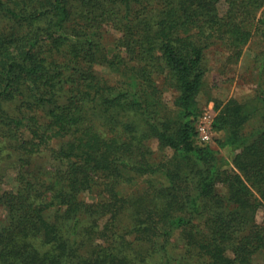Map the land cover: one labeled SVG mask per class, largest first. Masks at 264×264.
<instances>
[{
	"label": "trees",
	"instance_id": "16d2710c",
	"mask_svg": "<svg viewBox=\"0 0 264 264\" xmlns=\"http://www.w3.org/2000/svg\"><path fill=\"white\" fill-rule=\"evenodd\" d=\"M263 10L264 0H0V264H174V238L180 264H252L264 252V85L216 105L215 141L233 166L198 141L197 119L208 43L240 59L254 33L264 42ZM104 27L120 34L111 49ZM160 78L178 91L175 110ZM153 139L170 151L159 163ZM10 167L18 186L3 190Z\"/></svg>",
	"mask_w": 264,
	"mask_h": 264
},
{
	"label": "rangeland",
	"instance_id": "374dc122",
	"mask_svg": "<svg viewBox=\"0 0 264 264\" xmlns=\"http://www.w3.org/2000/svg\"><path fill=\"white\" fill-rule=\"evenodd\" d=\"M219 8L221 13L220 15L224 16L228 7L226 4H221ZM119 37L120 34L118 32L109 27H104L102 44L111 49L115 40ZM263 52L264 42L258 34L255 33L251 42L244 48L243 55L240 59L234 57L233 53L228 50L225 44L217 41H210L208 43V47L205 51L204 63L206 76L204 78L202 92L198 97V109L200 111L199 118L203 115L205 110L209 109L211 106L213 107L214 114L217 115L218 112L216 110V105L218 103H226L230 99L244 101L248 97H252L260 91V84L264 85V69L261 64V54ZM93 72L99 75H106L110 78V80H115V82L120 80L118 75L116 76L112 73L108 74L109 71L103 69L101 66H96L93 69ZM158 83V86L161 89V99L163 103L170 109L175 110L178 91L174 90L172 86L165 82L162 78L158 80ZM199 118L197 119V122ZM257 125L258 121L254 120L248 125L247 130L249 131L257 127ZM220 136L221 135H216L214 142L210 145L216 150H219L220 148L215 140H217ZM147 145H149L152 151L150 159L156 161L157 163L163 161L165 155L167 156L168 152H170L168 150V152L161 150L160 144L156 139L151 141L148 140ZM220 156L226 160L228 167L233 166V155H231L228 151L220 149ZM3 165L4 167H8V162H4ZM15 175L16 173L11 167L5 171L4 184L2 185L3 190L15 189L18 186L15 180ZM4 218L3 211H0V219ZM86 220L85 226H88L89 224L91 225L93 222V220H89L88 217H86ZM107 220L108 217L100 218L99 225L103 226ZM257 221L264 224V207L259 209L257 213ZM98 243H102V241H99ZM172 243L173 246L170 249L172 255L175 257L174 259L176 260L174 264H180L178 260H180L182 245L177 238H174ZM81 254L84 258V251H82ZM160 262L161 261L157 259L155 261L147 260L146 263L137 262L135 264H160ZM126 264H129V262ZM252 264H264V252H259L254 255Z\"/></svg>",
	"mask_w": 264,
	"mask_h": 264
},
{
	"label": "built area",
	"instance_id": "2783aa9c",
	"mask_svg": "<svg viewBox=\"0 0 264 264\" xmlns=\"http://www.w3.org/2000/svg\"><path fill=\"white\" fill-rule=\"evenodd\" d=\"M214 117L213 107L206 109L197 123V139L202 144H210L214 141Z\"/></svg>",
	"mask_w": 264,
	"mask_h": 264
}]
</instances>
